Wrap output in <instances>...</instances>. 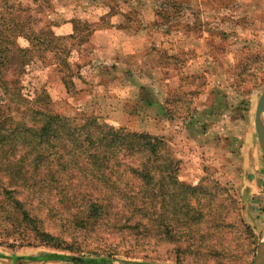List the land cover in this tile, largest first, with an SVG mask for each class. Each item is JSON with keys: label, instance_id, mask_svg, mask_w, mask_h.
<instances>
[{"label": "rangeland", "instance_id": "374dc122", "mask_svg": "<svg viewBox=\"0 0 264 264\" xmlns=\"http://www.w3.org/2000/svg\"><path fill=\"white\" fill-rule=\"evenodd\" d=\"M42 12L56 39L6 77L19 99L0 89V108L162 137L176 170L162 195L152 173L153 201L127 174L111 189L72 168L9 196L1 178L0 264H252L264 225V0H46Z\"/></svg>", "mask_w": 264, "mask_h": 264}, {"label": "trees", "instance_id": "16d2710c", "mask_svg": "<svg viewBox=\"0 0 264 264\" xmlns=\"http://www.w3.org/2000/svg\"><path fill=\"white\" fill-rule=\"evenodd\" d=\"M45 3L46 0H32V3L0 0V89L5 100L9 96L19 99L15 81L8 83L6 77L15 78L31 62L35 49L48 47L56 39L54 33L47 30L48 26H39L44 20L42 6ZM20 39L25 40L29 48L20 47ZM1 107L0 179L7 178V187L2 184L7 196L15 195L21 187L33 192L35 185L55 186L60 180L56 176L75 168L111 189L115 184L112 176L130 175L135 181L139 180L141 192H147L153 201L158 196L156 193L165 192L172 171L176 170L168 157V143L162 137L114 128L92 116L65 117L49 108L30 109L31 119L27 121L20 117L27 110H15L6 103ZM153 172L160 175L156 193ZM127 195L114 199L132 205L137 198ZM141 200L144 201V197ZM10 201L15 206L23 204L15 198ZM102 201L92 200L90 207ZM25 219L29 221L26 213Z\"/></svg>", "mask_w": 264, "mask_h": 264}, {"label": "water", "instance_id": "95a60500", "mask_svg": "<svg viewBox=\"0 0 264 264\" xmlns=\"http://www.w3.org/2000/svg\"><path fill=\"white\" fill-rule=\"evenodd\" d=\"M255 130L260 148L264 154V89L256 106ZM252 264H264V225L260 234L256 254Z\"/></svg>", "mask_w": 264, "mask_h": 264}, {"label": "crops", "instance_id": "0c3cea01", "mask_svg": "<svg viewBox=\"0 0 264 264\" xmlns=\"http://www.w3.org/2000/svg\"><path fill=\"white\" fill-rule=\"evenodd\" d=\"M141 93V92H140Z\"/></svg>", "mask_w": 264, "mask_h": 264}]
</instances>
